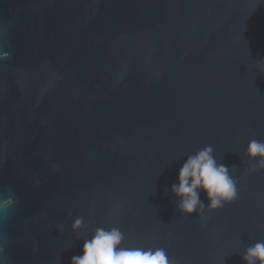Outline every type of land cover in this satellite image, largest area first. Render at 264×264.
Returning a JSON list of instances; mask_svg holds the SVG:
<instances>
[{
    "label": "water",
    "instance_id": "95a60500",
    "mask_svg": "<svg viewBox=\"0 0 264 264\" xmlns=\"http://www.w3.org/2000/svg\"><path fill=\"white\" fill-rule=\"evenodd\" d=\"M253 138L264 0H0L4 264H72L82 238L113 226L123 247L164 248L176 264H246L264 240ZM206 145L234 169L238 199L184 216L171 185Z\"/></svg>",
    "mask_w": 264,
    "mask_h": 264
},
{
    "label": "clouds",
    "instance_id": "9594fccd",
    "mask_svg": "<svg viewBox=\"0 0 264 264\" xmlns=\"http://www.w3.org/2000/svg\"><path fill=\"white\" fill-rule=\"evenodd\" d=\"M244 155L249 173L264 170V140L251 139ZM233 170L217 161L212 145L188 154L179 170V182L171 185L179 211L184 216L196 213L204 219L207 213L234 203L238 199V187ZM201 192L207 196V206L201 200ZM13 203L12 199H7L4 206ZM71 227L74 232H80L86 225L82 217H76ZM82 239L83 255H74L72 264H176L164 248L123 247L124 233L119 227H98L89 238ZM3 251L0 245V253ZM242 258L246 264H264V240L245 247ZM0 264H4L2 258Z\"/></svg>",
    "mask_w": 264,
    "mask_h": 264
}]
</instances>
